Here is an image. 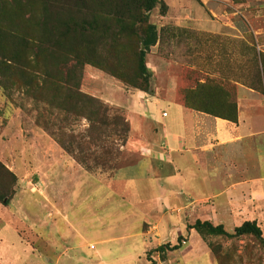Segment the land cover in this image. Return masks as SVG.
I'll return each instance as SVG.
<instances>
[{
  "label": "rangeland",
  "instance_id": "374dc122",
  "mask_svg": "<svg viewBox=\"0 0 264 264\" xmlns=\"http://www.w3.org/2000/svg\"><path fill=\"white\" fill-rule=\"evenodd\" d=\"M61 1L52 8L57 18L70 15L79 21L87 15L85 9H94L109 28L106 37L98 39L78 63V90L88 96L80 102L66 99L50 85L31 89L0 81V164L14 177L6 199L0 200V264H83L81 258H60L50 250L70 247L78 237L64 230L63 217L70 215L81 233L86 232L93 223L91 212L86 214L87 191L97 188L100 194L116 168L138 159L141 150L135 143L138 130L148 128L147 107L159 115L166 113L161 101L168 92L187 106L220 117L234 114L236 119L237 110L264 113V0H194L202 6L206 21L212 20L214 33L166 22L163 16L170 0H154L147 10H141L138 24L140 38L151 34L148 24L155 32V42L142 53L145 75L139 74L137 66L142 45L123 37L111 41L116 20L99 13L112 10L115 0ZM23 2L0 0V45L7 51L13 49L10 35L14 31L38 33L37 27L31 28L32 15ZM93 33L97 35L99 30L94 28ZM60 50L54 53L45 46V62L38 67L55 73L58 87L66 81L64 75L76 85L77 67ZM93 99L100 106L93 104ZM60 102L68 111L58 107ZM92 112L96 113L90 116ZM59 132L63 133V147L55 138ZM263 166L254 173L264 176ZM72 192L78 195L74 197ZM111 200L113 205L117 198ZM71 207L76 217L69 213ZM128 214L125 224L118 216L105 227L110 238L99 242L92 236L101 255V261L93 263L112 262L122 255L124 264H143L141 258L134 257L142 248L138 216ZM198 236L201 240L194 242L192 258H184L182 251L163 252L158 254L159 264H264V246L251 235L227 237L202 230ZM201 241L203 250L199 251ZM145 253L148 264L157 262L150 257L153 249Z\"/></svg>",
  "mask_w": 264,
  "mask_h": 264
},
{
  "label": "crops",
  "instance_id": "0c3cea01",
  "mask_svg": "<svg viewBox=\"0 0 264 264\" xmlns=\"http://www.w3.org/2000/svg\"><path fill=\"white\" fill-rule=\"evenodd\" d=\"M172 1L163 16L166 22L216 32L212 20L206 21V13L196 1ZM171 7L176 10L171 12ZM161 102L166 104V113L159 115L157 110L147 107L148 128L138 130L140 136L135 143L141 150L138 159L116 168L100 194L97 188L87 191L86 214L91 212L93 223L86 232L81 233L76 221L64 215V230L78 237L71 241L70 247L50 249L56 256H75L83 259V264H96L93 262L101 261V255L95 250L92 236L99 242L110 238L105 227L118 216L124 218L125 224L128 213L138 216L142 248L134 257L141 258L143 264H148L145 252L151 249L150 257L157 260L154 264L161 262L158 254L163 252L168 255L182 251L184 258H192V246L200 237L187 225L195 219L220 224L224 230L243 220H254L262 230L264 176L254 171L264 165V159L259 157L264 151V113L252 115L237 110L233 121L187 106L175 100L173 92H168L166 100ZM256 182H259L257 187ZM113 197L117 200L112 205ZM70 210L76 217V211L72 207ZM97 220L105 223L97 225L94 223ZM178 236L182 243L178 248L155 250L161 244L175 243ZM202 243L199 251L203 250ZM122 259L120 255L118 260L99 264H124Z\"/></svg>",
  "mask_w": 264,
  "mask_h": 264
},
{
  "label": "trees",
  "instance_id": "16d2710c",
  "mask_svg": "<svg viewBox=\"0 0 264 264\" xmlns=\"http://www.w3.org/2000/svg\"><path fill=\"white\" fill-rule=\"evenodd\" d=\"M19 1L23 2V0ZM58 1L59 0H26V3L23 2L25 5H28L30 15H32V20H30L31 28L33 26L37 27L36 30H38V33L16 30L10 35L13 47L12 50L7 51V49L2 48L0 45V81H7L9 84H21L31 89L33 87L45 89L50 85L51 90L60 93L63 92L66 99L70 100L73 97L75 102H80L82 97L85 99L86 97L88 98V96L78 90L80 79L78 63L84 54L90 53L98 39H103V36L106 37V32L109 27L101 20L105 18H100L101 16H98V10L94 9H85L87 15H84V18L79 21H75L70 15L66 19L57 18L56 11L53 12L52 8ZM63 1H61V3ZM102 3L103 1H99V4L104 8V4ZM45 4L47 7H45ZM153 4L154 0H115L112 3V10L99 11L102 16L106 14L112 15L116 20L115 31L113 35L109 36L111 41H119L123 37L127 38L128 41L135 40L138 44L142 45V48L137 51V66L138 72L141 75L146 74L142 53L148 45L155 42V32L154 26L148 24L147 32L150 29L152 35L150 34L148 38H140L138 24L141 21L139 18L141 10H147ZM36 11L38 16L35 15ZM45 15L46 18H48L47 22L45 21ZM25 20L26 19H24V21ZM43 24H47L46 30L43 28ZM94 28L99 30L97 35L93 33ZM141 34H143L142 31ZM45 46L49 47V50L54 51V53L61 48L59 53L63 57H70V61L75 63L77 67L75 75V77H77L76 85H71L64 75L66 81H62V85L58 87L54 81L56 74L44 72L38 67V65L45 62ZM55 60L56 59L53 61ZM69 100L68 103L70 102ZM95 103L100 106L97 99H93V104ZM58 107L63 111L66 110L64 104L61 102ZM95 113L96 112H92L90 116ZM222 118L235 121L234 114L232 116H223ZM62 134V132L55 134V138L63 147L65 143ZM13 180V175L0 164V200L6 199ZM187 228H193L198 233L204 230L209 234L224 235L227 237H237L248 234L255 237L258 242L264 246V237L261 236V230L254 220H243L239 225L234 226L230 232L224 230L220 224L212 225L207 220L201 221L198 219H195L192 224L187 225ZM180 240L181 237L178 236L175 243L161 244L157 246L155 250L164 251L176 249L179 247Z\"/></svg>",
  "mask_w": 264,
  "mask_h": 264
}]
</instances>
